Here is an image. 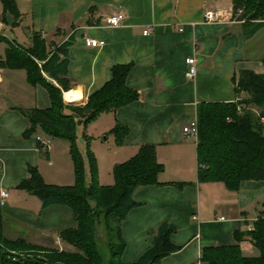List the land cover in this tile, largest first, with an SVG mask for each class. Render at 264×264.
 <instances>
[{
	"label": "crops",
	"instance_id": "crops-1",
	"mask_svg": "<svg viewBox=\"0 0 264 264\" xmlns=\"http://www.w3.org/2000/svg\"><path fill=\"white\" fill-rule=\"evenodd\" d=\"M13 4L14 16L2 10L0 0V59L9 46H30L31 33L44 39L46 54L70 40L69 83L67 90L61 89L64 104H84L109 79L112 64H131L125 85L138 98L75 126L85 180L86 145L95 160L97 183L109 185L113 165L133 156L139 145L152 144L163 167L158 179L186 183L181 189L162 184L134 190L135 204L120 223L125 242L120 261L135 262L150 245L149 232L163 222L174 227L169 240L179 249L159 264H206L198 260L202 249L236 244L235 232L243 234L238 243L241 253L255 256L245 238L255 219L264 215V180L242 181L237 190L222 182L197 181L195 137L183 134L182 126L195 119L199 102L234 101L232 79L239 71L264 74V25L244 37L243 28L249 25L232 16L231 0H13ZM215 8L223 11L221 17L203 21V12ZM117 11L124 14L123 21L107 25L103 17ZM84 37L103 43L86 47ZM189 56L196 67L191 79L184 77ZM41 75L58 87L43 71ZM48 105L42 85L29 84L23 69L0 63V191L6 192L0 196V214L31 244L73 250L57 235L60 229L76 226L71 209L58 204L41 209L36 196L16 187L29 177L27 166L35 167L45 183H73L66 140L47 137L39 129L22 136L28 122L21 111ZM116 123L127 129L118 142L109 131ZM36 135L50 139L46 149L38 150ZM100 165L106 170L104 181Z\"/></svg>",
	"mask_w": 264,
	"mask_h": 264
},
{
	"label": "trees",
	"instance_id": "trees-1",
	"mask_svg": "<svg viewBox=\"0 0 264 264\" xmlns=\"http://www.w3.org/2000/svg\"><path fill=\"white\" fill-rule=\"evenodd\" d=\"M231 3L232 13L241 8L238 18L249 25L247 29L243 28L244 37L264 25V0H231ZM1 4L3 11L13 16L16 14L13 0H1ZM70 44L71 41L66 40L56 51L46 54L44 39L31 33L30 46H9L0 63L23 69L28 83L42 85L48 95L46 108L21 111L28 122L22 136L29 137L39 129L47 137L68 142L74 178L71 185L45 183L35 167L27 166L29 177L20 180L16 187L36 196L41 209L51 204L71 209L76 226L60 229L57 235L73 250L31 244L12 228L14 225L6 216L0 214V264H123L120 255L125 242L120 223L135 204L132 199L134 190L144 185L162 184L181 189L186 184L158 179L163 167L156 161L152 144L139 145L133 156L113 165L109 185L97 183L95 160L86 145L89 177L88 181L85 180L83 162L74 144L76 124L85 125L99 113L114 111L136 100L138 93L125 85L131 64H112L109 79L88 95L84 104H64L61 89L68 88L66 49ZM39 60L41 62L37 63ZM261 62L264 65V55ZM42 71L58 87L47 82ZM232 81L234 101H202L196 105L195 157L197 181L222 182L227 189L237 190L242 181L264 180V74L241 70ZM109 131L118 142L127 129L116 123ZM37 147L39 150L38 143ZM97 225H101L104 239L99 238ZM173 231L174 227L168 222L158 224L148 234V248L130 264H159L162 257L178 250L179 247L169 240ZM246 235L245 239L257 250L255 256L241 253L238 243L243 234L239 236L235 232L236 244L204 247L198 260L206 264H264V215L255 219L253 228ZM11 249H37L43 254L15 256Z\"/></svg>",
	"mask_w": 264,
	"mask_h": 264
},
{
	"label": "built area",
	"instance_id": "built-area-1",
	"mask_svg": "<svg viewBox=\"0 0 264 264\" xmlns=\"http://www.w3.org/2000/svg\"><path fill=\"white\" fill-rule=\"evenodd\" d=\"M241 11H242L241 8L236 9L234 14L232 13V16L236 20L243 22L244 20L242 18H238V16L242 13ZM222 12L223 11L219 8L205 10L202 14L203 21H208V22L217 21V19L221 17ZM123 18H124V14L121 11H117L113 14L103 17L104 22L107 25H111V26L120 24L123 21ZM262 22H264V19L262 20ZM102 43L103 41L100 39H95L91 37L83 38V44L86 47H96V46H100ZM185 63H186V69L184 71V77L187 79H191L194 77L196 73L194 57L193 56L187 57L185 59ZM196 132H197V126L195 119L187 122L184 126H182V133L187 136L196 137ZM35 141L40 145V149H46L47 146L49 145L50 139L42 138L36 135ZM0 196L5 197L6 192L4 190H1Z\"/></svg>",
	"mask_w": 264,
	"mask_h": 264
},
{
	"label": "rangeland",
	"instance_id": "rangeland-1",
	"mask_svg": "<svg viewBox=\"0 0 264 264\" xmlns=\"http://www.w3.org/2000/svg\"><path fill=\"white\" fill-rule=\"evenodd\" d=\"M264 131V130H263ZM109 133V132H108ZM107 134V133H106ZM110 141V140H109ZM107 143V142H106ZM110 143V142H109ZM109 143H107L108 145H109ZM74 144H75V146H76V138H74ZM77 149V151H78V153H79V150H78V148H76ZM79 155H80V153H79ZM99 172H100V175H101V180L102 181H104V179H106V170H105V167L103 166V165H100V168H99ZM87 177H89V176H87ZM86 181H88V178H87V180ZM96 232H97V234H98V236H99V238H102V239H104V235H103V231H102V227H101V225H97L96 226ZM10 251H13L14 252V254H15V256L16 255H21L22 257L23 256H26V255H29L30 257H37V256H39V255H42L43 253H42V251H38L37 249H22V250H18V249H11ZM250 253H252V254H257V250L255 249V248H253V249H251L250 250ZM9 254V253H8ZM11 255V254H10Z\"/></svg>",
	"mask_w": 264,
	"mask_h": 264
},
{
	"label": "bare ground",
	"instance_id": "bare-ground-1",
	"mask_svg": "<svg viewBox=\"0 0 264 264\" xmlns=\"http://www.w3.org/2000/svg\"><path fill=\"white\" fill-rule=\"evenodd\" d=\"M69 95V94H68Z\"/></svg>",
	"mask_w": 264,
	"mask_h": 264
}]
</instances>
